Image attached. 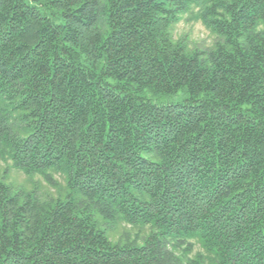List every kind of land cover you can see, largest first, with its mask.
I'll use <instances>...</instances> for the list:
<instances>
[{"label": "trees", "instance_id": "trees-1", "mask_svg": "<svg viewBox=\"0 0 264 264\" xmlns=\"http://www.w3.org/2000/svg\"><path fill=\"white\" fill-rule=\"evenodd\" d=\"M0 144V264H264V0H0Z\"/></svg>", "mask_w": 264, "mask_h": 264}, {"label": "rangeland", "instance_id": "rangeland-1", "mask_svg": "<svg viewBox=\"0 0 264 264\" xmlns=\"http://www.w3.org/2000/svg\"><path fill=\"white\" fill-rule=\"evenodd\" d=\"M199 9L194 8L189 13L183 15L181 21L174 27L175 39H184L190 48L210 49L220 41L218 36L209 29L198 17ZM149 97V95H147ZM185 98L183 93L177 95H167L154 97L152 100L158 105H169L180 103ZM5 104V103H4ZM12 107V106H10ZM54 180L58 182V189L50 185L45 179L36 175L32 178L27 177L22 171L16 170L12 166V161L7 154V149L0 144V180L10 185L13 191L30 192L34 188L37 189L41 197L49 196L58 197L65 193L66 175L63 172H51ZM104 223L102 225V228ZM152 232L151 227L132 226L125 222L117 223L114 228L108 232V236L112 243L121 241H137L139 244ZM115 241V242H114ZM194 248L189 258L193 259L198 252L203 254L204 250L197 240L192 241Z\"/></svg>", "mask_w": 264, "mask_h": 264}]
</instances>
